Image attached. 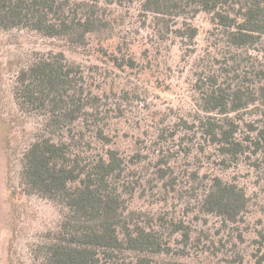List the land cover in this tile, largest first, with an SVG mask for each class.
<instances>
[{"label":"trees","instance_id":"16d2710c","mask_svg":"<svg viewBox=\"0 0 264 264\" xmlns=\"http://www.w3.org/2000/svg\"><path fill=\"white\" fill-rule=\"evenodd\" d=\"M116 1L0 0V31L26 28L84 50L96 37L94 51L99 57L141 74L150 64L137 61L135 43L116 36L114 22L105 13V5ZM139 2L141 9L152 15L156 39H170L171 44L176 40L186 46L193 44L198 28L187 19L204 11L226 48L224 64L230 61L196 75L192 122L180 117L173 129L161 128L159 136L191 142L193 137L181 131L197 127L203 139V145L198 142L202 154L215 156L226 166L251 152L255 163L264 165V61L242 55V50L256 48L264 56V0ZM160 45L144 46L143 57L148 61V53L158 52ZM96 68L92 65L85 70V63L68 60L62 51H45L15 74V103L43 118V128L22 153L20 188L27 195L52 201L59 212L55 226L47 229L35 247V256L44 264H186L175 257H159L174 250L165 237L172 233L180 235L181 254L190 243L198 246L200 238L191 240L190 225L167 222L160 216L155 225L128 210L126 196L140 185L132 165L143 162L144 157L136 150L127 158L114 139L118 133H111L105 123L112 110L122 112L120 99L129 97L124 88L96 83L95 76L89 74ZM245 113L257 117L247 121ZM79 120L83 128L75 130ZM241 124L247 131L239 138ZM92 141L100 143V149L87 150ZM178 145L183 146L181 141ZM170 161L168 155L158 157L154 173L173 185L177 175ZM191 174L203 187L200 213L218 216L223 226L242 219L249 204L243 186L217 173L201 178L197 171ZM258 235L261 243L263 231Z\"/></svg>","mask_w":264,"mask_h":264},{"label":"rangeland","instance_id":"374dc122","mask_svg":"<svg viewBox=\"0 0 264 264\" xmlns=\"http://www.w3.org/2000/svg\"><path fill=\"white\" fill-rule=\"evenodd\" d=\"M105 8L106 15L114 22L116 36L135 43L137 61L150 64L141 74L134 69H120L99 57L94 51L96 37L84 50L26 28L0 31V264H44L40 256H35V247L59 217L57 205L41 196L25 194L19 181L22 153L43 128V118L21 110L15 103L14 78L18 68L45 51H62L68 60L85 63V70L97 65L95 72L89 73L95 76L96 83L104 87L119 86L128 93V99H120L122 112L112 110L105 118L110 132L118 133L114 139L123 154L128 158L138 150L144 157L143 162L132 165L141 183L126 196L128 210H135L143 222L149 219L155 225L159 223L158 216L167 222L180 221L192 227L191 240L200 238L197 247L190 243L181 254L183 243L179 233L165 236L174 250L159 259L175 257L186 264H264V257L260 258L264 253V238L260 243L258 235L259 231L264 234V165H257L251 152L226 166L217 157L202 154L198 142L202 144L203 139L197 127L181 131L193 137L191 142L178 137L163 140L159 136L161 128L173 129L180 117L192 122L196 75L230 62L224 64L227 51L214 33L209 15L200 11L189 16L187 21L198 28V33L194 43L186 46L177 40L171 44L170 39H156L152 15L141 9L139 0H117ZM157 42L161 44L160 50L149 52L147 61L143 47ZM242 53L264 61L256 48ZM243 117L248 121L257 115L245 113ZM74 125L75 130L83 128L82 120ZM243 131L247 130L242 125L239 138ZM87 134L91 136L90 132ZM179 141L189 149H183ZM91 146L86 147L90 152L100 149V143L92 141ZM166 155L170 156L177 175L173 185L154 173V162ZM192 171H197L200 178L217 173L243 186L249 204L242 219L223 226L218 216L200 213L203 187L192 178Z\"/></svg>","mask_w":264,"mask_h":264}]
</instances>
